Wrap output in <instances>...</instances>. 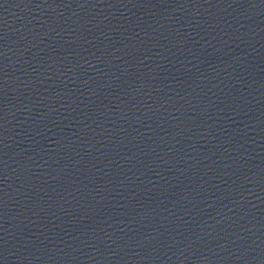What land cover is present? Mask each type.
Returning a JSON list of instances; mask_svg holds the SVG:
<instances>
[{
	"label": "water",
	"instance_id": "1",
	"mask_svg": "<svg viewBox=\"0 0 264 264\" xmlns=\"http://www.w3.org/2000/svg\"><path fill=\"white\" fill-rule=\"evenodd\" d=\"M0 264H264V0H0Z\"/></svg>",
	"mask_w": 264,
	"mask_h": 264
}]
</instances>
